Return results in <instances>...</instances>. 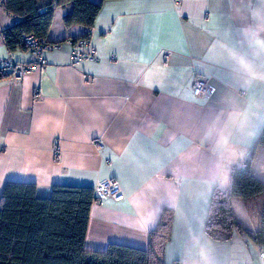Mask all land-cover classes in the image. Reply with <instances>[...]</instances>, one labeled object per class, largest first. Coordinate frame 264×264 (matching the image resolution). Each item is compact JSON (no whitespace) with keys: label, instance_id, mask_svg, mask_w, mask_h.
<instances>
[{"label":"crops","instance_id":"crops-1","mask_svg":"<svg viewBox=\"0 0 264 264\" xmlns=\"http://www.w3.org/2000/svg\"><path fill=\"white\" fill-rule=\"evenodd\" d=\"M92 1L102 3L89 37L98 59H72L67 40L85 28L67 27L69 6H59L47 37L59 47L44 52L46 64L0 80V198L8 181L35 183L48 196L54 185L96 188L114 178L125 198L93 203L87 249H146L162 211L172 208L166 264L242 261L239 240L248 235L218 241L205 223L231 166L255 151L254 172L264 153L255 149L264 127V2ZM20 19L0 4V29ZM0 53L32 61L2 38ZM196 79L215 93L196 95ZM233 204L251 227L244 200Z\"/></svg>","mask_w":264,"mask_h":264},{"label":"trees","instance_id":"trees-1","mask_svg":"<svg viewBox=\"0 0 264 264\" xmlns=\"http://www.w3.org/2000/svg\"><path fill=\"white\" fill-rule=\"evenodd\" d=\"M0 4L21 18L5 29L4 43L10 51L27 50L29 35L47 39L56 8L65 5L69 6L65 25H82L85 32L80 37L89 38L102 7L92 0H0ZM258 146H264V127L255 149ZM254 155L255 151L242 166L232 165L228 185L213 192L205 231L218 241H229L240 232L264 246V179L251 169ZM234 198L244 200L251 227L239 221ZM96 201L91 186L54 185L50 195L41 196L35 183L8 181L0 198V264H166L172 208L162 211L148 248L112 243L105 250H89L85 237Z\"/></svg>","mask_w":264,"mask_h":264},{"label":"built area","instance_id":"built-area-1","mask_svg":"<svg viewBox=\"0 0 264 264\" xmlns=\"http://www.w3.org/2000/svg\"><path fill=\"white\" fill-rule=\"evenodd\" d=\"M5 29L6 28L0 29V39H4ZM26 42L27 51L30 52L32 61L27 65H22L13 57H3L0 53V80L4 78L18 80L23 74L32 71L39 66H44L46 64L44 52L49 48L59 47V44H52L48 39H39L34 35L27 36ZM67 43L70 45V55L74 61L82 59L95 60L99 58V54L91 45L89 38H70L67 40ZM193 88L195 94L199 97H210L215 93L214 87L202 79H196ZM95 191L98 201H102L106 198L121 201L125 198L121 186L114 178L100 181L97 184ZM260 254L264 257V250H261Z\"/></svg>","mask_w":264,"mask_h":264},{"label":"rangeland","instance_id":"rangeland-1","mask_svg":"<svg viewBox=\"0 0 264 264\" xmlns=\"http://www.w3.org/2000/svg\"><path fill=\"white\" fill-rule=\"evenodd\" d=\"M263 168H264V153H263V156H259V158H257L256 167L253 173L257 175L258 177H260L261 179H264V174L261 173L262 171L264 172ZM237 199L242 201L241 198H237ZM250 240L245 241V242H243L242 240H239L241 242L240 246L242 248L241 254H243L245 258H243L242 261L231 262L230 264H261V261L264 260V257H262L260 254L261 247L255 245ZM262 250H264L263 245H262Z\"/></svg>","mask_w":264,"mask_h":264},{"label":"snow or ice","instance_id":"snow-or-ice-1","mask_svg":"<svg viewBox=\"0 0 264 264\" xmlns=\"http://www.w3.org/2000/svg\"><path fill=\"white\" fill-rule=\"evenodd\" d=\"M262 2H264V0H262ZM261 264H264V260L261 261Z\"/></svg>","mask_w":264,"mask_h":264}]
</instances>
